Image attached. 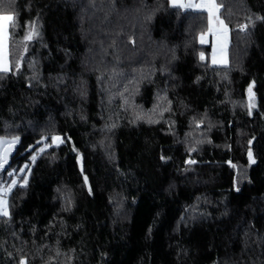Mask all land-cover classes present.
Listing matches in <instances>:
<instances>
[{"label":"trees","instance_id":"16d2710c","mask_svg":"<svg viewBox=\"0 0 264 264\" xmlns=\"http://www.w3.org/2000/svg\"><path fill=\"white\" fill-rule=\"evenodd\" d=\"M216 3L226 65L206 12L170 0H0V137L20 138L1 180L37 155L0 264H264V0Z\"/></svg>","mask_w":264,"mask_h":264},{"label":"snow or ice","instance_id":"6c2138e0","mask_svg":"<svg viewBox=\"0 0 264 264\" xmlns=\"http://www.w3.org/2000/svg\"><path fill=\"white\" fill-rule=\"evenodd\" d=\"M171 4L173 7L177 8H183V9H193L197 11H203L207 14V29L208 33H212L213 35L217 33H226L228 31V25L225 24L224 20L220 18L219 12L221 5L216 3V0H200L199 3H192V2H181V0H171ZM9 25L12 27L16 26L15 23V17L11 14H3L0 15V73H8L11 71V68L9 66L8 56H7V39H8V33H9ZM240 29L243 31L247 28V25H240ZM30 30L25 35L24 40L25 41H31L34 36H38V30L35 26V23L31 24L29 26ZM206 33H201L200 35V43H206L205 40ZM24 51H27V46H25ZM23 57H21L22 59ZM201 60L204 59V54H200ZM213 63H226L224 60L217 61L215 57L213 58ZM21 66V62L17 61L15 64V67L19 69ZM248 92L250 94L251 99V93H252V85L249 86ZM137 119H143V116L137 115ZM149 122H153L149 120ZM46 137H42L41 141H37V146L40 145ZM20 138L13 136L11 139L7 138H0V170H5L6 165L9 163V156L15 147V145L19 142ZM52 144H44L43 147L38 148L37 154H43L47 148L51 147L52 145L58 146L59 144L64 143V139L60 136H52L51 137ZM251 143V141L249 142ZM250 162H254L252 160V152L251 149H249L248 152ZM37 159V155H32L30 158L29 163H26L24 167L20 168L18 170L19 173H31V167L30 164L34 163ZM194 161H189V163H193ZM233 167H235L233 165ZM9 177H13L11 179L10 183H3L0 184V216L2 217H9V200L8 197L12 190L16 187L24 188L27 187L28 184V175H22L19 177V180L22 181L18 182V179L15 178L17 176V170H13L10 173H7ZM85 182H87V177L84 178ZM20 264H26L25 260H21Z\"/></svg>","mask_w":264,"mask_h":264},{"label":"rangeland","instance_id":"374dc122","mask_svg":"<svg viewBox=\"0 0 264 264\" xmlns=\"http://www.w3.org/2000/svg\"><path fill=\"white\" fill-rule=\"evenodd\" d=\"M204 33H206L205 35L206 43H203V44H209L211 46L210 52L207 55L208 63L211 65H226L228 63L229 31H227L226 33H217L213 35L212 33H208V29H206ZM199 42H200V36H199ZM214 57L217 61L224 60L226 61V63H215L214 64L213 63ZM54 136H60V135H54ZM18 174H21V173L18 172ZM12 178L13 177H11L10 179L6 178L5 180H1V177H0V184L10 183ZM15 178H18V177L16 176Z\"/></svg>","mask_w":264,"mask_h":264},{"label":"crops","instance_id":"0c3cea01","mask_svg":"<svg viewBox=\"0 0 264 264\" xmlns=\"http://www.w3.org/2000/svg\"><path fill=\"white\" fill-rule=\"evenodd\" d=\"M171 2V0H170ZM181 2H192V3H199L200 0H181ZM0 15H3V14H0ZM7 56H8V39H7Z\"/></svg>","mask_w":264,"mask_h":264},{"label":"water","instance_id":"95a60500","mask_svg":"<svg viewBox=\"0 0 264 264\" xmlns=\"http://www.w3.org/2000/svg\"><path fill=\"white\" fill-rule=\"evenodd\" d=\"M16 148H17V144L15 145V147L13 148V150H12V152H11V154H10V156H9V161H10V158L14 155V153H15V151H16ZM9 164V163H8ZM8 165H6V167H7ZM5 167V168H6Z\"/></svg>","mask_w":264,"mask_h":264}]
</instances>
